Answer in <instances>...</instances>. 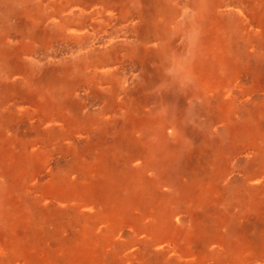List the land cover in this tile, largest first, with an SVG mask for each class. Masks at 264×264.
<instances>
[{
	"label": "rangeland",
	"instance_id": "obj_1",
	"mask_svg": "<svg viewBox=\"0 0 264 264\" xmlns=\"http://www.w3.org/2000/svg\"><path fill=\"white\" fill-rule=\"evenodd\" d=\"M0 264H264V0H0Z\"/></svg>",
	"mask_w": 264,
	"mask_h": 264
},
{
	"label": "bare ground",
	"instance_id": "obj_2",
	"mask_svg": "<svg viewBox=\"0 0 264 264\" xmlns=\"http://www.w3.org/2000/svg\"><path fill=\"white\" fill-rule=\"evenodd\" d=\"M105 41V40H104ZM103 43V42H102ZM100 44V43H99ZM95 46V45H94ZM97 47V46H96Z\"/></svg>",
	"mask_w": 264,
	"mask_h": 264
},
{
	"label": "clouds",
	"instance_id": "obj_3",
	"mask_svg": "<svg viewBox=\"0 0 264 264\" xmlns=\"http://www.w3.org/2000/svg\"><path fill=\"white\" fill-rule=\"evenodd\" d=\"M158 46V45H157Z\"/></svg>",
	"mask_w": 264,
	"mask_h": 264
}]
</instances>
